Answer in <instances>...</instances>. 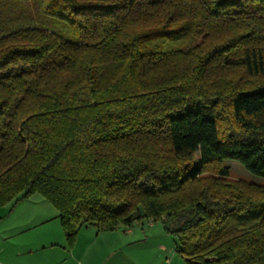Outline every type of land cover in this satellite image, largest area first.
<instances>
[{"label":"trees","instance_id":"1","mask_svg":"<svg viewBox=\"0 0 264 264\" xmlns=\"http://www.w3.org/2000/svg\"><path fill=\"white\" fill-rule=\"evenodd\" d=\"M225 160L264 178V0H0V206L264 264V185Z\"/></svg>","mask_w":264,"mask_h":264},{"label":"crops","instance_id":"2","mask_svg":"<svg viewBox=\"0 0 264 264\" xmlns=\"http://www.w3.org/2000/svg\"><path fill=\"white\" fill-rule=\"evenodd\" d=\"M133 232V227L98 232L84 226L69 245L58 211L34 193L0 206V264H135L118 242Z\"/></svg>","mask_w":264,"mask_h":264},{"label":"rangeland","instance_id":"3","mask_svg":"<svg viewBox=\"0 0 264 264\" xmlns=\"http://www.w3.org/2000/svg\"><path fill=\"white\" fill-rule=\"evenodd\" d=\"M194 157L197 158L198 153ZM224 164L229 168L228 179L264 185V178L250 173L238 161L225 160ZM207 176L217 177L211 173ZM132 227L134 232L123 240L119 236L118 242L119 245L121 242L123 244L120 251L133 256L135 264H162L166 258H170L174 264H186L185 259L175 249V236L165 230L163 222L149 224L143 220Z\"/></svg>","mask_w":264,"mask_h":264},{"label":"built area","instance_id":"4","mask_svg":"<svg viewBox=\"0 0 264 264\" xmlns=\"http://www.w3.org/2000/svg\"><path fill=\"white\" fill-rule=\"evenodd\" d=\"M149 224H152L153 222L151 220L147 221ZM162 264H174L170 258H166L165 261Z\"/></svg>","mask_w":264,"mask_h":264}]
</instances>
